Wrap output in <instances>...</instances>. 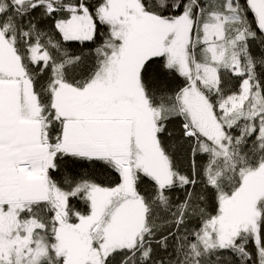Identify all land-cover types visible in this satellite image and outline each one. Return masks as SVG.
Returning a JSON list of instances; mask_svg holds the SVG:
<instances>
[{
    "label": "snow or ice",
    "instance_id": "6c2138e0",
    "mask_svg": "<svg viewBox=\"0 0 264 264\" xmlns=\"http://www.w3.org/2000/svg\"><path fill=\"white\" fill-rule=\"evenodd\" d=\"M0 264H264V0H0Z\"/></svg>",
    "mask_w": 264,
    "mask_h": 264
}]
</instances>
